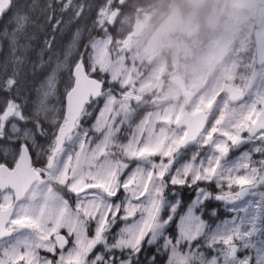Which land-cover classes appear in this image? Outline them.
Wrapping results in <instances>:
<instances>
[{
  "label": "rangeland",
  "instance_id": "rangeland-1",
  "mask_svg": "<svg viewBox=\"0 0 264 264\" xmlns=\"http://www.w3.org/2000/svg\"><path fill=\"white\" fill-rule=\"evenodd\" d=\"M124 1L19 0L0 23V59H4L0 65L5 67L11 59L19 67L31 39L35 45L38 40L34 31H29L34 18L44 6L51 11L50 35L41 36L32 47V61L40 66L30 86L24 88L22 81L12 83L0 71L5 90L0 89L10 95L0 103L22 113L35 136L57 122L80 54L87 71L107 84L95 104L82 112L83 125L75 129L60 154L61 168L48 171L47 179L37 183L29 196L35 200L33 213H40L52 229L60 226L66 215L75 225V194L65 181L146 177L154 168L159 171L163 161L162 156L140 155L153 149L171 150L179 165L193 157L199 164L210 151L203 146L208 143V134L213 129L228 131L247 115L231 107L226 113L206 97L191 99L186 105L187 96L173 80L161 82L177 74L187 79L185 86L189 87L184 72L190 64L208 69L212 45L222 32L264 31V14L258 15L264 0H219L213 4L207 0H168L167 10L161 13L158 8L163 0H153L144 7L139 0H130L128 10L121 8ZM195 25L198 33L186 38ZM131 33L133 38L127 42ZM1 51L7 52L1 56ZM182 56L191 62L182 61ZM185 108L190 112L212 110L214 117L194 142L182 145L186 131L176 122ZM54 184L68 192L55 190Z\"/></svg>",
  "mask_w": 264,
  "mask_h": 264
},
{
  "label": "snow or ice",
  "instance_id": "snow-or-ice-1",
  "mask_svg": "<svg viewBox=\"0 0 264 264\" xmlns=\"http://www.w3.org/2000/svg\"><path fill=\"white\" fill-rule=\"evenodd\" d=\"M12 112L0 104V264H264V106L213 129L199 164L153 149L140 155L163 161L146 177L65 181L77 216L55 229L25 202L36 138Z\"/></svg>",
  "mask_w": 264,
  "mask_h": 264
},
{
  "label": "flooded vegetation",
  "instance_id": "flooded-vegetation-1",
  "mask_svg": "<svg viewBox=\"0 0 264 264\" xmlns=\"http://www.w3.org/2000/svg\"><path fill=\"white\" fill-rule=\"evenodd\" d=\"M233 22L236 24V19H233ZM192 28H195L198 31V25H195ZM254 30L258 29L255 28L253 29V31H226V34L231 40V45L229 47L227 55L215 67H212V60L214 56L215 47L214 44L212 45V53L210 55V63L208 69L206 67L205 69L201 70L198 65L194 64V66H191L190 64L186 72L180 71L184 72L185 78L188 75L190 82L189 87L185 86V83H188L187 79L183 80L177 74H175L172 78L168 77L167 80H163L161 84L163 85L164 81L166 82L168 80H173L174 83L179 87V89H182V91L185 93L187 99H189V102L191 99L206 97L211 101L217 102V105L220 104L221 108H223L226 113L227 110L229 111L230 107L236 108L234 109L235 111L240 114H243L245 112L248 113L249 109L253 106H264V104H262V101H264V62L260 64L257 63L255 46V32L261 33L264 31ZM197 31H195L196 34L198 33ZM188 32L185 34V37H192L191 35H188ZM33 35L35 37V34ZM133 35L134 33L127 35L126 41L131 42ZM1 37L3 36L1 35ZM31 40L32 43L30 44L31 47L29 48L33 49L36 45L33 44V39ZM7 51H1V56H3ZM15 53L11 58H14ZM79 57L83 59L82 54H80ZM181 60L184 62H191V60L185 59L183 56L181 57ZM1 61H4V59H2ZM82 62L85 66L84 60H82ZM16 66L17 65L14 64L13 60L11 59L8 60V63L5 67H3V65H0V71L2 70L1 76H8L7 78H10L12 80V83L19 84V81H22L24 88L29 87L32 83V78L37 74V68H39L40 64L35 61H27L23 59L21 65L19 67ZM176 70H179L178 67L176 68ZM198 72L199 75H196ZM88 74L94 75V73L90 72H88ZM72 84L73 77L71 86ZM104 84L106 88L107 84L105 82ZM4 85L5 84L1 81L0 86L3 90H5ZM227 86H232L237 90H240V93H238L241 96L239 102L234 103L230 101L231 94L229 91L226 90ZM2 89H0V101L4 100L5 98L10 99V95L6 92L4 94V91ZM95 101L96 100H91L85 108L88 109L90 105H94ZM64 104L65 103L63 98V109L58 114L57 122L48 127L47 129L43 128V131L39 132V136H35V150L33 157L36 161L35 169L29 166L26 155L22 158V160H24L25 162L20 163L22 164L23 168L31 174L32 178L35 177L36 173L42 177L41 181H30L29 187L27 188L25 202H30L31 206L35 203V200L29 198V196H32V193L34 191L33 188L37 183H42L47 179L48 171L53 170L55 167H58V169L61 168L62 159L60 157V154L64 149L63 147L66 145L67 140L73 135L75 129L83 125V117L81 114L77 121L72 125L69 132H67L64 136L60 137L59 141L57 140V137L60 136V126L65 124ZM8 107L13 110L12 114L15 115V111H17V109L11 107L10 105H8ZM210 112H212L213 118L214 112L212 110ZM225 122L227 124V116L225 118ZM2 125L3 120H0V126ZM5 134L7 136L13 135L11 127L5 130ZM32 134H34V132L31 130V134L27 137L30 141L32 139ZM20 164H18V166H20ZM60 186L61 185L54 184L55 190L60 191L63 194L68 192V190L63 189Z\"/></svg>",
  "mask_w": 264,
  "mask_h": 264
},
{
  "label": "water",
  "instance_id": "water-1",
  "mask_svg": "<svg viewBox=\"0 0 264 264\" xmlns=\"http://www.w3.org/2000/svg\"><path fill=\"white\" fill-rule=\"evenodd\" d=\"M11 6V0H0V19L3 14L6 13ZM259 15L264 14V8L260 7ZM190 31L189 35H192ZM258 31V30H254ZM231 45V40L226 34H221L214 47V56L212 60V67L218 65L224 57L227 55L229 47ZM255 46H256V60L260 64L264 62V32L258 33L255 32ZM73 76V85L71 89L66 93L69 98V104L65 107V129L66 133L69 132L72 125L77 121L83 112L86 104L90 100L98 99L104 89L102 81L98 78L91 76L87 73L85 67L82 64V58H80L76 65L72 69ZM226 90L230 92L231 102H239L241 96L239 91L232 86H227ZM66 96V95H65ZM65 100V98H64ZM189 99L187 100V103ZM212 117L211 112H206L203 110L197 112H190L188 109H185L182 115L178 118L176 124L179 127H184L186 135L182 145L195 141L201 132L206 128ZM65 133V134H66ZM64 136V135H63ZM179 149V146L177 147ZM25 162L22 160L20 163ZM34 180L41 181L42 177L39 174H35ZM29 187V186H28Z\"/></svg>",
  "mask_w": 264,
  "mask_h": 264
},
{
  "label": "trees",
  "instance_id": "trees-1",
  "mask_svg": "<svg viewBox=\"0 0 264 264\" xmlns=\"http://www.w3.org/2000/svg\"><path fill=\"white\" fill-rule=\"evenodd\" d=\"M13 4H17L19 2V0H12ZM178 2L181 0H177ZM125 3L121 5V8L128 10V7H131V3L130 0H125ZM140 6L144 7V6H148L149 4H153L154 1L153 0H139ZM173 3V2H172ZM167 4H168V0H163V2L159 5V13L164 12L167 10ZM133 7V6H132ZM14 8V5H12V8ZM10 9V11H11ZM9 11V12H10ZM7 12L6 14L3 15V18L0 20V23L2 22V20L8 15ZM51 13V11H49L48 7L44 6L39 13H37L36 17L34 18V22L31 25V28L29 29V31H34L33 34H35V38L38 39L36 41V45H38V43L40 42V38L41 36H43V38H47L50 35V25L48 23V15ZM30 39V38H29ZM27 40V39H26ZM32 49L28 48L27 53L25 55V60L27 61H32L33 57L31 55L30 52ZM94 76H98L96 74H94Z\"/></svg>",
  "mask_w": 264,
  "mask_h": 264
},
{
  "label": "clouds",
  "instance_id": "clouds-1",
  "mask_svg": "<svg viewBox=\"0 0 264 264\" xmlns=\"http://www.w3.org/2000/svg\"><path fill=\"white\" fill-rule=\"evenodd\" d=\"M219 2V0H207V3L209 4H213V3H217Z\"/></svg>",
  "mask_w": 264,
  "mask_h": 264
}]
</instances>
